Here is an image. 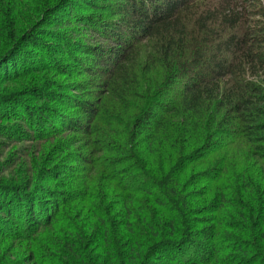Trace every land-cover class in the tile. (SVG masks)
Segmentation results:
<instances>
[{
	"label": "trees",
	"instance_id": "1",
	"mask_svg": "<svg viewBox=\"0 0 264 264\" xmlns=\"http://www.w3.org/2000/svg\"><path fill=\"white\" fill-rule=\"evenodd\" d=\"M15 1L0 0V73L22 72L28 45L52 70L66 74L47 53L64 54L89 79L60 100L75 117L42 108L34 128L80 136L75 167L44 170L57 189L3 183L13 223L0 219V238L29 240L32 264H264L262 3L36 0L16 14ZM72 23L114 48L40 39L43 26ZM48 226L58 236L40 244Z\"/></svg>",
	"mask_w": 264,
	"mask_h": 264
},
{
	"label": "rangeland",
	"instance_id": "2",
	"mask_svg": "<svg viewBox=\"0 0 264 264\" xmlns=\"http://www.w3.org/2000/svg\"><path fill=\"white\" fill-rule=\"evenodd\" d=\"M259 1L264 6V0ZM35 4L36 0H17V5L15 1L14 11L16 14L18 12L19 14L20 12L29 14L27 8H31L33 13ZM41 29L40 39L48 44L60 45L56 43L52 36L62 33L69 42L80 41L87 46L102 47L105 51L114 48L113 42L101 37V34H99L101 33L100 28L95 29L96 32H91L84 29L82 25L72 23L61 27L48 25L43 26ZM3 44L0 42V46ZM59 47L60 49L63 48L62 45ZM24 51L26 52L25 59H28L29 65H23L22 72L18 73L16 71V76L12 78H9L12 68L8 69V74L5 72L0 73V107L3 109L1 110L3 114L0 115L4 116V119H0V187H3L1 185L6 183L10 185L24 184L30 191L34 190V187L41 186L47 189H57L56 184L54 185L45 180L44 170L57 171L59 169L61 171L65 165L66 167H75L73 161L67 162L68 155L69 151L73 150L76 152L77 147H83L82 142L79 143L81 138L69 130H62L57 124H54V127L49 129L46 126H49V122H45L43 124L45 127L37 131L44 132L40 136V133L38 135L34 131L35 123L41 118L42 114L39 113L42 108L51 109L52 112L50 111V114H54L53 111L60 115L65 114V117H67L65 119L71 116L75 117L74 115H77L76 110L71 105H67L66 100H63L62 104H60V100L78 95V92L73 90V84L89 79V76L83 74V72L71 73V69L76 67L75 62L64 54L55 58L52 54L47 53V57L55 59L61 67H64L65 75L52 70V67H49L51 62H48L49 60L46 58L43 60L44 57L43 59L40 57L41 54L37 53V49L33 51L26 45L24 46ZM35 55L40 57V59L37 60V63H32ZM29 57H31V60ZM91 63L89 62V65ZM32 88L42 90L31 92ZM51 95L60 96L59 100L51 99L53 98ZM9 96H13L10 104L7 103L9 100H6ZM34 112L37 117L33 115ZM54 131L56 136L51 134L50 137H47L46 134ZM68 139L74 141L69 146L70 150H67L68 146L65 148ZM67 144L70 145V141ZM58 181L60 183L63 181L67 182L66 175L61 174ZM35 190L37 191L39 188H35ZM0 219L4 225L10 226L13 223V219H9L6 213L2 211H0ZM71 219L74 222L76 220L74 215L71 216ZM79 227L82 231L85 230L84 224L79 223ZM36 235L37 241L43 245L46 244L45 241L48 238L53 239L52 237L57 238L58 236L51 231V226L40 229ZM29 245V240L20 241L0 238V264H32ZM55 255L62 259V255L57 253ZM155 256L158 258L157 260L166 259V257L162 256V252L156 253Z\"/></svg>",
	"mask_w": 264,
	"mask_h": 264
}]
</instances>
